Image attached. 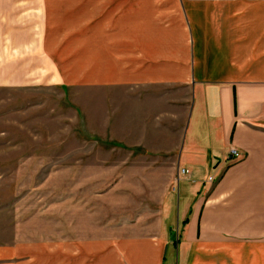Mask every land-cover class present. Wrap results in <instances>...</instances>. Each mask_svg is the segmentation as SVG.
Wrapping results in <instances>:
<instances>
[{"label": "crops", "instance_id": "crops-1", "mask_svg": "<svg viewBox=\"0 0 264 264\" xmlns=\"http://www.w3.org/2000/svg\"><path fill=\"white\" fill-rule=\"evenodd\" d=\"M23 1L37 3L0 0V27L31 9ZM40 5L44 24L60 26L46 41L47 55L64 60L60 81L73 83L76 67L83 86L132 88L127 120L132 106L148 134L133 131L127 143L173 155L175 169L190 172L157 236L45 244V255L31 245L0 248V258L16 257L4 264H169L174 217L188 219L191 263L219 264L216 255L236 250L237 264H264V0ZM7 40L14 34L0 29V43ZM231 147L241 156H230Z\"/></svg>", "mask_w": 264, "mask_h": 264}, {"label": "rangeland", "instance_id": "rangeland-1", "mask_svg": "<svg viewBox=\"0 0 264 264\" xmlns=\"http://www.w3.org/2000/svg\"><path fill=\"white\" fill-rule=\"evenodd\" d=\"M30 3L16 26L0 27L15 37L0 43V248L44 254L45 244L157 236L177 206L174 156L127 143L133 131L148 134L132 106L127 120L132 88L83 86L76 67L73 83L60 81L64 60L46 51L60 26L44 24L41 0ZM172 220L169 264H202L190 261L187 223ZM229 253L216 255L219 264H237Z\"/></svg>", "mask_w": 264, "mask_h": 264}, {"label": "built area", "instance_id": "built-area-1", "mask_svg": "<svg viewBox=\"0 0 264 264\" xmlns=\"http://www.w3.org/2000/svg\"><path fill=\"white\" fill-rule=\"evenodd\" d=\"M229 154H230V156H233L235 158L241 156L240 152L238 151V149L236 147H231ZM188 174H189V170L187 168H184V167L181 168L179 170L178 177H177L178 181H180L184 176H186ZM214 180H215L214 176L209 177V181H214Z\"/></svg>", "mask_w": 264, "mask_h": 264}, {"label": "trees", "instance_id": "trees-1", "mask_svg": "<svg viewBox=\"0 0 264 264\" xmlns=\"http://www.w3.org/2000/svg\"><path fill=\"white\" fill-rule=\"evenodd\" d=\"M188 220L185 221V223H187Z\"/></svg>", "mask_w": 264, "mask_h": 264}]
</instances>
